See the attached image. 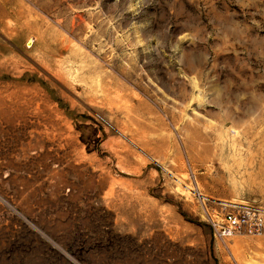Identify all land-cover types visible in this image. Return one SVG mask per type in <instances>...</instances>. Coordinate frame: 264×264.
<instances>
[{"label": "rangeland", "instance_id": "rangeland-1", "mask_svg": "<svg viewBox=\"0 0 264 264\" xmlns=\"http://www.w3.org/2000/svg\"><path fill=\"white\" fill-rule=\"evenodd\" d=\"M221 201L264 208V0H0V264H264Z\"/></svg>", "mask_w": 264, "mask_h": 264}, {"label": "built area", "instance_id": "built-area-1", "mask_svg": "<svg viewBox=\"0 0 264 264\" xmlns=\"http://www.w3.org/2000/svg\"><path fill=\"white\" fill-rule=\"evenodd\" d=\"M205 213L213 235L221 240L239 234H264V208L255 203L221 201L217 207L205 208Z\"/></svg>", "mask_w": 264, "mask_h": 264}, {"label": "crops", "instance_id": "crops-1", "mask_svg": "<svg viewBox=\"0 0 264 264\" xmlns=\"http://www.w3.org/2000/svg\"><path fill=\"white\" fill-rule=\"evenodd\" d=\"M55 121H57V124L59 125V127H61V124H63L62 122H61V120H57V118H56V120ZM66 131H68V128L67 127H64V129H63V134H64V132H66ZM66 134V133H65Z\"/></svg>", "mask_w": 264, "mask_h": 264}, {"label": "water", "instance_id": "water-1", "mask_svg": "<svg viewBox=\"0 0 264 264\" xmlns=\"http://www.w3.org/2000/svg\"><path fill=\"white\" fill-rule=\"evenodd\" d=\"M32 42H33V39L30 38V39L27 41V43H26L27 47H29V46L32 44Z\"/></svg>", "mask_w": 264, "mask_h": 264}]
</instances>
